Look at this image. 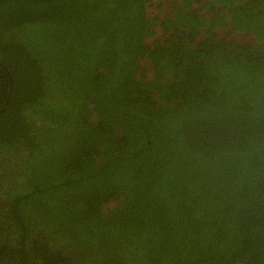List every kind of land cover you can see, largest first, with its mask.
<instances>
[{
    "label": "trees",
    "instance_id": "obj_1",
    "mask_svg": "<svg viewBox=\"0 0 264 264\" xmlns=\"http://www.w3.org/2000/svg\"><path fill=\"white\" fill-rule=\"evenodd\" d=\"M0 264H264V0H0Z\"/></svg>",
    "mask_w": 264,
    "mask_h": 264
},
{
    "label": "rangeland",
    "instance_id": "obj_2",
    "mask_svg": "<svg viewBox=\"0 0 264 264\" xmlns=\"http://www.w3.org/2000/svg\"><path fill=\"white\" fill-rule=\"evenodd\" d=\"M168 10V6H163V7H158V1H153L152 3V7L149 8V14L151 15V17H156V16H164V14L167 12ZM234 40H246V38L244 36H239V35H235L232 37ZM154 39H152L150 42H152ZM146 66V65H145ZM148 67V66H147ZM150 74V73H149Z\"/></svg>",
    "mask_w": 264,
    "mask_h": 264
},
{
    "label": "water",
    "instance_id": "obj_3",
    "mask_svg": "<svg viewBox=\"0 0 264 264\" xmlns=\"http://www.w3.org/2000/svg\"><path fill=\"white\" fill-rule=\"evenodd\" d=\"M3 67L6 68L5 65H3ZM8 97H9V96H8Z\"/></svg>",
    "mask_w": 264,
    "mask_h": 264
}]
</instances>
